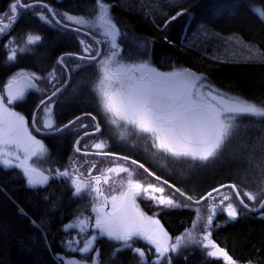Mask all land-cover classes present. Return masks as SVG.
Returning a JSON list of instances; mask_svg holds the SVG:
<instances>
[{
	"label": "trees",
	"instance_id": "trees-1",
	"mask_svg": "<svg viewBox=\"0 0 264 264\" xmlns=\"http://www.w3.org/2000/svg\"><path fill=\"white\" fill-rule=\"evenodd\" d=\"M33 1L35 0H31ZM42 1L49 3L62 21L64 13L85 19H92L97 15V0ZM12 2L13 0H0V14L8 12ZM29 2L30 0H24V3ZM103 2L111 6L109 16L119 29V59L124 64L150 61L162 71L192 68L197 75L203 74L207 82L218 89L264 104V62L232 61L225 58L233 50L225 46L226 40L232 35L255 44L264 52V21L250 11V6L262 7L261 0ZM182 9H187L185 15L177 17L164 27ZM41 11L53 22L47 23L33 14ZM100 24L98 22L85 28L92 31V26ZM27 34L39 35L41 40L35 45H27L24 52L17 51V59L7 62L6 53L10 54L11 48L25 47L23 38ZM82 39L88 38L81 33L59 27L48 10H42L39 5L20 15L10 33L0 35V90L18 72L36 73L41 77L36 80L39 90H35L38 92L31 91L28 99L23 102L32 132L35 131L30 120L35 108L65 81V73L57 61L58 57L63 53H83ZM218 39L226 48H223V43ZM111 51V45L105 48V53ZM212 57L219 59L214 60ZM65 63L71 71L72 80L52 99L56 101L53 122L57 128L79 114L92 112L97 102L94 85L100 73L95 64L76 58H65ZM51 72H55L56 80L51 83L43 81V76L48 77ZM42 109L37 117L38 126L41 125ZM86 120L91 124V120L87 118L80 120L74 129L72 126L63 131L62 134L67 136L60 140L57 135L47 137L50 156L46 169L52 172L57 169L75 172L70 168L73 155L69 152V147H73L75 139L85 131L79 125ZM241 121L246 126V130H241L237 135L243 138L242 141L235 145L233 139L226 142V147L230 150L227 153L229 158H225L222 165L205 175H190L193 186L189 188L194 193H185L199 199L209 190L227 182L234 183L241 196L245 191H257V187L264 181V118L243 117L238 123ZM244 148L248 150L245 152ZM86 159L88 158H82L81 161ZM84 169L85 167H79V173L84 174L81 179H86L91 173ZM46 173L50 176L48 183L32 189L27 186L26 178L19 168L0 165V264H61L60 258L63 255H75L74 251L67 250L62 243L69 240L70 235V232L63 231V226L72 223L77 217H90L94 220L98 214L93 211L98 208L94 193L90 194L85 190L76 196L69 177ZM221 193L231 194V202L237 208L239 217L235 221H228L227 213L218 208L210 229L211 238L237 264H264V209L258 212L245 209L239 204L231 188H226ZM214 196L215 202L222 198L217 194ZM178 199L181 204L185 202L180 196ZM244 201L252 207L259 203V199L250 202L245 198ZM213 202L206 200L199 205L190 204L188 207L167 210L158 207V211L162 210L158 221L174 242L177 237L192 229L197 216L195 209L199 208L200 215L206 216ZM228 202L225 201L224 207ZM32 221L38 224L43 222V231L35 227ZM204 231L201 222L193 234L199 237ZM137 246L139 245L135 243L133 248H139ZM117 247L119 242L97 233L99 264H139L138 256L131 249H123L113 255ZM143 249L147 264H156L158 253L155 248L152 247V251H149L144 246ZM205 251L195 243H183L176 251L166 253L165 259H161L159 264H224L221 259L208 257Z\"/></svg>",
	"mask_w": 264,
	"mask_h": 264
},
{
	"label": "snow or ice",
	"instance_id": "snow-or-ice-1",
	"mask_svg": "<svg viewBox=\"0 0 264 264\" xmlns=\"http://www.w3.org/2000/svg\"><path fill=\"white\" fill-rule=\"evenodd\" d=\"M47 9L53 17L57 14L52 9L42 3V0L35 2L24 3V0H13L9 6V11L0 14V35L10 33L12 26L16 23L20 15L32 11L34 8ZM262 7L250 6V11L254 15L264 21V0H261ZM110 5L97 0V15L92 19L83 17H75L63 14V23L61 20H56L55 23L62 27L68 28L70 25L91 26L98 22H105L109 26V30L102 32L101 35L111 37L112 51L106 56H101L99 49L95 55L81 56L79 59L96 61L99 67V81L94 89L97 95V102L101 111L105 115V120L117 128L123 127L125 131L131 128L132 132L137 135H143L149 140L152 146L159 153L167 154L173 161L185 162H208L222 155L226 150V142L234 139L241 130H246V126L238 123L243 117L264 118V104L247 100L240 96H233L222 92L211 84L207 83V78L201 74L191 72L189 69L172 73H159L155 69L150 68L146 63L139 65H124L116 60L119 55V47L115 43V36L119 35V29L112 23L109 16ZM20 10L19 12L17 10ZM187 9H182L176 12L165 24L176 20L177 17L185 15ZM34 15L40 17L47 23H52L49 17L43 12H34ZM77 31L80 29L77 28ZM238 39V38H230ZM25 47L11 48L10 54L6 53V61L14 62L17 59V51L24 52L27 50V45H35L41 40L39 35L27 34L23 38ZM83 43V42H81ZM99 43V42H97ZM250 55L246 60H252L258 49H253L251 45L245 46ZM7 48V45H5ZM85 53H91V46L83 48ZM73 54L69 53L66 56L59 58L58 63H64L65 58L71 59ZM99 57V59H98ZM212 59H219L212 57ZM79 65H77L78 67ZM41 79L36 73L18 72L12 76L4 86L0 93V165L5 168H19L26 178V184L29 188L36 189L48 183L50 178L44 171L33 167L28 163L32 157H42L47 149L43 144L36 140L28 130L27 121L17 112L11 110L9 105L17 101H22L26 95V89H38L35 81ZM50 81L56 80L55 72L48 75ZM23 81V86H21ZM60 91L55 88L48 101H41L44 105L42 111L48 119L41 118V127L50 129L54 132H60L63 129L54 127V122L51 120L50 101L52 96H55ZM7 100V103H5ZM82 117H76L64 125L63 128H68ZM94 122L93 131H85L80 139L85 136H92L101 131L99 122ZM33 127L36 131V118L33 117ZM80 128L87 129L88 125L80 124ZM121 139L126 138L121 134ZM80 141L77 140L76 151L80 152ZM14 146V151H10V147ZM87 147V145H85ZM91 147L95 150L94 155L101 157H109L115 167L102 169L97 176L81 179L84 175L79 173V169L75 172L69 170H45L51 175L60 177H69L71 184L74 186V195L79 196L87 190L90 194L94 193L97 199L102 198L103 203L99 208L93 209L101 213L103 208L108 204L109 198L104 195L101 189V183L109 184L112 180L116 183L114 176H119L120 173H125L126 178H122L119 182V187L123 189L119 196L112 195L110 197L112 211L97 215L94 218L77 217L70 224L63 226V231L70 232L77 230V236L62 243L69 251L80 252L86 254L93 251V246L97 239L96 235H87L88 227L99 230V235L107 236L110 240L119 242L113 255L123 249H131L139 258V264H147V256L140 248H133V238H142L154 246L156 256V264H159L161 259H165V254L171 251H176L183 243L191 242L197 244L201 249L206 250L205 254L208 257L221 259L224 264H237L231 255L221 248L211 237V226L213 217L216 215L217 209L221 212H226L228 221H235L239 217L237 208L231 202V194L224 195L221 193V188H231L239 202L245 209L256 210L264 209V181L257 187V191H245L244 195H240V190L235 184L221 185L208 192L200 199H194L182 192L174 185L170 187L174 189L172 195L179 194L184 199L181 204L171 196H165L164 187H156L149 183L147 186L133 179V172L128 167L122 166L119 162H128L129 157H119L115 154L104 151L107 148V142L100 140L93 143ZM23 152L21 159L20 152ZM89 153L85 152V155ZM132 165H136L139 169H144L145 173L154 176L157 181L160 177L155 176V173H149L148 169L144 168L143 164H139L136 160H131ZM95 168V164L92 165ZM164 181L163 184H167ZM243 183V181H242ZM109 191H115V188L109 186ZM160 193V195H156ZM216 193L222 198L216 201ZM143 196L146 199L153 200L157 205H162L167 208L188 207L190 204L199 205L202 200L214 201L208 209V215L201 216L200 209L196 208V220L193 222L192 229L188 230L185 235L177 237L170 245L168 241L171 239L164 232L158 220L147 217L139 210L136 205V197ZM247 198L250 202H255L259 199V203L250 208L249 204H245ZM225 201H229L224 207ZM21 212L23 210L21 209ZM203 222L205 231L199 236L193 233L198 224ZM32 224L43 231V222L38 224L32 221ZM219 227V225H217ZM82 244V246H81ZM152 251V249H149ZM99 251H95L93 264H99ZM61 264H81L79 260H68L60 258Z\"/></svg>",
	"mask_w": 264,
	"mask_h": 264
},
{
	"label": "flooded vegetation",
	"instance_id": "flooded-vegetation-1",
	"mask_svg": "<svg viewBox=\"0 0 264 264\" xmlns=\"http://www.w3.org/2000/svg\"><path fill=\"white\" fill-rule=\"evenodd\" d=\"M61 1V0H60ZM55 12V11H54ZM50 14V13H49ZM51 16V15H50ZM58 17V16H57ZM59 18V17H58ZM60 19V18H59ZM61 20V19H60ZM62 21V20H61ZM63 22V21H62ZM59 26V25H58ZM70 26H73V27H77V28H80L86 32H89L91 33L93 36H95L100 45H101V56H106L108 54H110V52H106L105 53V48L106 47H109L111 45V37L109 36H106V35H101L102 32H105V28H108V25L101 21V24L100 26H92V28L94 30H88L85 28V26H79V25H70ZM61 27V26H59ZM62 29H65V30H69V31H74V30H71V29H67V28H64V27H61ZM74 32H78V31H74ZM78 33H81V32H78ZM83 35H85L88 39H82V46L83 48L85 46H91L92 48V52L91 53H85L83 51V53H75V54H79V55H82V56H88V55H95V52L97 49H100L99 48V45L98 43L92 39L91 37H89L88 35L84 34V33H81ZM94 42V43H93ZM119 40H118V36H115V43L118 45L119 49H120V43H118ZM95 44V46H94ZM113 50V49H112ZM64 54V53H63ZM62 55V54H61ZM60 57V56H59ZM58 57V58H59ZM67 58V57H66ZM74 58V57H72ZM77 60H80L82 62H87V63H94L97 70L99 71V67L97 65V62L96 61H90V60H81L79 58H76ZM99 59V57H98ZM116 60L119 61L121 64H124L120 59H119V55L116 57ZM58 61V60H57ZM64 63H65V60H64ZM146 63L148 66H152V64L150 63V61H139V62H136L135 64L133 63H129V65H139V64H144ZM65 65L67 66V64L65 63ZM126 65V64H124ZM62 68V67H61ZM67 68L69 69V67L67 66ZM63 69V68H62ZM64 71V70H63ZM69 72H70V76H71V71L69 69ZM65 73V72H64ZM98 77H100V74L98 75ZM43 81H47V82H52L48 79V77L46 76H43L42 78ZM65 80H66V74H65ZM72 80V76H71V79H70V82ZM99 80V78L96 80V83L94 85V87L96 88V84H97V81ZM65 82V81H64ZM63 82V83H64ZM69 82V83H70ZM36 83V81H35ZM6 84V83H5ZM4 84V86H5ZM37 85V83H36ZM62 85V84H61ZM60 85V86H61ZM69 85V84H68ZM67 85V86H68ZM4 86H3V89H4ZM59 86V87H60ZM66 86V87H67ZM58 87V88H59ZM65 87V88H66ZM64 88V89H65ZM2 90H0V92L2 93ZM63 89V90H64ZM62 90V91H63ZM38 92L37 90L35 89H27L26 90V95H25V98L22 100V101H17V102H14L13 104L9 105V107L11 109H14L16 110L17 113H19L20 115H22L25 120L27 121V126H28V130L31 132V135L34 136L36 138V140L40 141L41 143H44L43 145L44 146H48V143H47V137L49 135H40L38 134L33 125V129L35 132H32L29 128V117L27 116L25 110H24V106H23V102L26 101L28 99V95L30 92ZM60 91V92H62ZM60 92L57 94L59 95ZM52 93V92H51ZM50 93V94H51ZM56 95V96H57ZM55 96V97H56ZM54 97V98H55ZM46 98V97H45ZM52 98V99H54ZM51 101L49 102L50 103V106H51V120L54 121V107L56 106V101ZM43 100V99H42ZM41 100V101H42ZM40 101V102H41ZM39 102V103H40ZM5 103H7V100H5ZM44 107V105H43ZM42 107V108H43ZM41 108V109H42ZM40 109V111H41ZM93 111L92 112H88V113H91L93 116L96 117L97 121L99 122L100 124V127H101V131L99 133H96L95 135H92V136H85L81 142L79 143V147L82 151H85V152H95V150L91 147V145L93 143H96V142H99L100 140H104L107 142V148L104 149V151L108 152V153H112V154H117V155H121V156H126V157H130L136 161H138L140 164H143L145 168H147L151 173H155V176H158L160 177V180L157 181L155 179L154 176H151L149 175L148 173H145L144 172V169H139L136 165H132L130 163V161L128 162H119L120 164H122L124 167H128L130 168V170H132L133 172V179L136 180V181H139L140 183L142 184H145V186H147V184L151 183L153 185H155L156 187H164V195L167 197V196H171L172 199L174 200H177L179 202L180 199H178V196L179 194H176V195H172L174 189L171 188L170 186L171 185H174L175 187L179 188L180 190L184 191V192H190L192 191L191 188H189L190 186H193L192 185V181L185 176L184 173L178 171V170H172L169 165L171 164V162H173V159L171 157H169L167 154H164V153H159L157 152V150L152 146L151 142L147 139L144 138L143 135H136V137L140 136L141 137V140L138 142L136 141H133L131 140V144L129 145L130 147H127V143H126V140L129 141V139H121L120 136H121V130L120 128H117L116 126L114 125H111L109 124L108 122H106L105 120V115L104 113L101 111L100 109V106L98 105V102L95 103V106L93 107ZM39 111V112H40ZM39 115V114H38ZM80 115V114H79ZM33 116V115H32ZM38 117V116H37ZM43 119H48L47 116L44 115L43 113ZM41 117V118H42ZM75 118V117H74ZM85 118L91 120V124H88V120H86L83 124H86L88 125V128L85 129V131H93V128H94V122L92 120L91 117H82L81 120H85ZM72 120V119H71ZM31 124H32V118H31ZM36 122H37V119H36ZM69 122V121H68ZM79 121L76 122V124L78 123ZM67 123V122H66ZM65 123V124H66ZM76 124H73L71 125L70 127H72L74 129L75 125ZM64 125V124H63ZM38 126V124H37ZM40 127V126H38ZM61 127V126H59ZM58 127V128H59ZM68 127V128H70ZM42 130H46L42 127H40ZM68 128H65L64 130L56 133V134H53V135H57L58 139L60 140V138H62L63 136H67V134H62L63 131H65L66 129ZM47 130H50V129H47ZM84 131V132H85ZM83 132V133H84ZM81 133L74 141V144H73V147H69V152L72 153L73 155V158H72V161H71V165H70V168L72 167V169L76 170L77 167L79 169V167H85L86 171H89L91 172L90 175L91 176H97L99 175V172L102 170V169H105V168H108V167H115L117 166L116 164H113L110 160L109 157H101V156H97V155H85V154H82L80 152H77L76 151V147H75V143L77 141V139L83 134ZM40 138V139H37ZM42 139V140H41ZM85 145H87V147H85ZM14 148V146H13ZM49 150H50V147H49ZM49 156H50V153H49ZM48 156V157H49ZM48 157L46 159H42V164H43V168H40L41 170H43L44 172H46L45 170H48L46 169L47 167V160ZM79 157V158H78ZM82 158H88L86 159L85 161H81ZM217 159V162L220 164V162L218 161V158ZM78 162H80L78 164ZM82 163V164H81ZM46 164V165H45ZM95 164V168H92V165ZM126 164V165H125ZM198 164H201V162H199ZM206 164V163H205ZM204 164V166H205ZM45 165V166H44ZM217 166H213L210 168L209 171L211 170H214L216 169ZM84 169V170H85ZM208 171V172H209ZM110 175H113L116 183L113 184L112 180L109 181V184H103V181L101 183V189L102 191L104 192V195L106 197L109 198V202L108 204L103 208L102 212L101 213H98L97 215H100V214H103V213H107V212H110L112 211L111 208V202H110V197L112 195H114V192L116 191H109V186L115 188V187H119V182L122 178H126V174L125 173H120V175L117 177V176H114V174H110ZM85 178H89V176L85 177ZM164 181H167L168 183L165 185L163 184ZM119 190L120 192L123 190L119 187ZM193 192V191H192ZM194 193V192H193ZM216 194V193H215ZM156 195H160V193H157ZM99 200V203H103V200L102 198L98 199ZM136 205H138L139 207V210L141 212H143L145 214V216L147 217H152L156 220H158V217H159V214L161 213L162 210L158 211V207H160L161 209L162 208H165V210H167V207H164L162 205H157L153 200L151 199H146L144 198L143 196H138L136 197ZM100 204H99V207H100ZM98 207V208H99ZM109 207V208H107ZM154 209V210H153ZM96 215V216H97ZM95 216V217H96ZM99 233V232H98ZM70 240V239H69ZM138 242H137V241ZM132 245H134L135 243H137L139 246L140 249H143V247L145 246L147 249H151L152 247L154 248L153 245H151L149 242H147L146 240L142 239V238H133V241L131 242ZM146 255V253H145Z\"/></svg>",
	"mask_w": 264,
	"mask_h": 264
},
{
	"label": "rangeland",
	"instance_id": "rangeland-1",
	"mask_svg": "<svg viewBox=\"0 0 264 264\" xmlns=\"http://www.w3.org/2000/svg\"><path fill=\"white\" fill-rule=\"evenodd\" d=\"M150 1H155V3H160V0H150ZM74 25V24H73ZM105 30H109V26L108 28H105ZM231 38H238V39H228L226 40L225 42V46H229L231 47V49L233 50H230V53L229 55H226L225 58L227 59H231L232 61H248V62H264V52L258 47L256 46L255 44H250L246 41H244L241 37L239 36H234L232 35ZM219 42L223 43L220 39H218ZM219 43V44H221ZM222 45V44H221ZM246 45H251L253 47V49H258L259 50V53L256 54V56L252 59V60H246V58L250 55L249 51L247 50V48L245 47ZM223 48H226L224 46V43H223ZM223 56V55H222ZM150 68L152 69H155L157 72L159 73H172V72H177L179 70H169V71H162L160 70L159 68H157L155 65H152V66H149ZM99 81V80H98ZM98 81H97V84H98ZM208 83V82H207ZM96 84V86H97ZM210 84V83H209ZM212 85V84H211ZM214 86V85H212ZM215 87V86H214ZM217 88V87H215ZM218 89V88H217ZM220 90V89H219ZM222 91V90H221ZM224 92V91H222ZM1 93V92H0ZM224 93H227V92H224ZM229 94V93H227ZM229 95H232V94H229ZM233 96H237V95H233ZM12 111L16 112V110L14 109H11ZM240 124L243 125L244 121H241L239 122ZM29 124V123H28ZM30 126V124H29ZM41 127V125H40ZM39 127V128H40ZM41 129V128H40ZM47 130V129H46ZM120 130H121V134H124L126 139H129L126 140V143H127V147H130L129 145L131 144V140L133 141H136L139 143V141L141 140V137L138 136L136 137V133L135 132H132L131 131V128L129 127V129L127 131H125V129L123 127H120ZM240 133V132H239ZM37 139H40L37 137ZM243 138L239 137V136H236L232 141H233V145L235 144H238L242 141ZM42 140V139H41ZM44 144V143H42ZM129 144V145H128ZM44 146V145H43ZM47 151L46 153H44L42 155V157L38 158V157H32L28 163L30 165H32L33 167L35 168H43V164H42V159H46L48 156H49V153H50V150H49V147L47 146H44ZM235 147V146H234ZM15 149L13 147H10V151H14ZM248 150V148H244V151L246 152ZM229 150V147L227 146L226 147V150L223 152L222 155L218 156V161L220 162V164L217 162V159H215V161H208V162H201V164H198L199 161H193V162H185V161H173L171 162V164L169 165V167L172 169V170H178L182 173L185 174L186 177L189 178L190 175H194L196 173H200V175H205L206 172H208L210 170L211 167L213 166H220L223 164V162L229 158V154L227 155ZM242 152V151H241ZM246 154V153H245ZM20 155H21V159H23V152L21 151L20 152ZM226 158V159H225ZM206 163V164H205ZM205 164V166H204ZM46 165V164H45ZM44 165V166H45ZM126 165V164H125ZM123 166V165H122ZM126 167V166H125ZM115 191L114 192V195H117L119 196L120 194V190H119V187H115ZM96 199V198H95ZM180 201V200H179ZM96 203L98 204V207H99V200L96 199ZM181 203V202H180ZM102 215V214H100ZM81 218H84V217H81ZM74 222V221H73ZM72 222V223H73ZM94 222V220H93ZM160 223V222H159ZM161 226V224H160ZM92 227H88V232H87V235L91 236V235H96L97 236V233L99 232L98 229H94ZM97 233H96V232ZM77 236V230H71L70 231V235H69V239H72L73 237ZM169 245L172 243L171 239L168 241ZM82 246V244H81ZM97 250L96 248V241H95V244L93 246V251L92 252H89V253H86V254H82L80 252H75L74 251V254L75 255H71L70 257H67L65 255H63L62 257L65 258V259H68V260H79L81 261V264H93V259L95 258V251Z\"/></svg>",
	"mask_w": 264,
	"mask_h": 264
},
{
	"label": "water",
	"instance_id": "water-1",
	"mask_svg": "<svg viewBox=\"0 0 264 264\" xmlns=\"http://www.w3.org/2000/svg\"><path fill=\"white\" fill-rule=\"evenodd\" d=\"M33 2H35V1H33ZM42 3L43 4H46V5H48L51 9H52V11H54L53 10V8H52V6L49 4V3H47V2H44V1H42ZM38 6V5H37ZM50 15H51V13H50ZM51 17L53 18V20L54 21H56V20H60L58 17H57V15L55 16V17H53L52 15H51ZM63 23V22H62ZM59 25V24H58ZM59 26H61V25H59ZM62 27V26H61ZM65 28V27H64ZM67 29H71V30H74V31H77L76 29H77V27H73V26H69ZM80 29V28H79ZM78 32H81V33H84V34H86V35H88L89 37H91L92 39H94L96 42H99L98 41V39L95 37V36H93L91 33H89V32H86V31H84V30H82V29H80ZM98 45H99V50H100V52H101V45H100V43H98ZM66 54H69V53H64V54H62V55H60V57H62V56H66ZM71 54H73V56L72 57H74V58H79V57H81L82 55H79V54H75V53H71ZM59 57V58H60ZM59 58H58V60H59ZM84 60H87V59H84ZM60 64V63H59ZM60 66L63 68V70H64V72H65V74H66V80H65V82L59 87V89H60V91H62L68 84H69V82H70V79H71V76H70V72H69V69L67 68V66L65 65V63H63V65L62 64H60ZM184 69H189V70H191V72H193V73H195V71L192 69V68H184ZM184 69H182V70H184ZM182 70H179V71H182ZM21 86H23V81H21ZM27 90V89H26ZM59 91V92H60ZM58 92V93H59ZM57 93V94H58ZM52 94V93H51ZM51 94H49L46 98H44L43 100L44 101H48V97H50L51 96ZM56 94V95H57ZM55 95V96H56ZM55 96H52V98H54ZM51 98V99H52ZM43 107V105H41V102L37 105V107L35 108V110H34V112H33V116H32V121H33V117H35L36 119H37V116H38V114H39V111H40V109ZM79 117H95V116H93L91 113H83V114H80V115H78ZM78 116H76V117H78ZM76 117L75 118H73L72 120H70V121H73V120H75L76 119ZM69 121V122H70ZM95 121L96 122H98L97 121V119H96V117H95ZM69 122H67L66 124H68ZM66 124H64V125H66ZM32 125H33V123H32ZM64 125H62L61 127H59V128H61V129H65V128H63V126ZM36 128H39L38 126H37V122H36ZM35 129V128H34ZM100 129H101V127H100ZM36 131V130H35ZM38 134H40V135H53V134H56V133H58V132H54V131H51V130H40V131H36ZM81 136H83V134L81 135ZM80 136V137H81ZM80 137L77 139V140H79L80 142H81V140L82 139H80ZM75 147H77V144L75 143ZM80 153H82V154H85V151H80ZM87 153H89L88 155H94V154H91V153H94V152H87ZM115 156H119V157H125V156H121V155H117V154H115ZM131 160H134V159H132V158H130L129 157V161H131ZM140 164V163H139ZM145 168V167H144ZM37 169H39V168H37ZM147 169V168H146ZM40 171H43V170H41V169H39ZM148 172L149 173H151L149 170H148ZM45 174L46 175H49L48 173H46L45 172ZM231 184H234V183H231V182H227V183H224V184H222V185H231ZM221 185H219V186H217V187H215V188H219ZM175 188H177V187H175ZM215 188H213V189H215ZM213 189H211V190H209L208 192H210V191H212ZM224 189H226V188H221L220 189V191H222V190H224ZM238 189V188H237ZM182 191V190H181ZM183 192V191H182ZM207 192V193H208ZM185 193V192H184ZM206 193V194H207ZM187 194V193H186ZM206 194H204L203 196H205ZM215 193H213V195H214ZM188 196H190L189 194H187ZM241 195V194H240ZM195 199V198H194ZM200 199V198H199ZM204 201H206V200H202L201 201V203H203ZM245 202V201H244ZM200 203V204H201ZM245 204H247L246 202H245ZM107 208H109V207H107ZM250 208H254V207H252V206H250ZM110 209H112V208H110ZM249 210V209H248ZM260 210H262V209H256V210H251V211H254V212H258V211H260ZM217 243V242H216ZM218 245H219V243H217ZM220 246V245H219ZM221 247V246H220ZM221 248H223V247H221Z\"/></svg>",
	"mask_w": 264,
	"mask_h": 264
},
{
	"label": "bare ground",
	"instance_id": "bare-ground-1",
	"mask_svg": "<svg viewBox=\"0 0 264 264\" xmlns=\"http://www.w3.org/2000/svg\"><path fill=\"white\" fill-rule=\"evenodd\" d=\"M140 51V50H139Z\"/></svg>",
	"mask_w": 264,
	"mask_h": 264
}]
</instances>
